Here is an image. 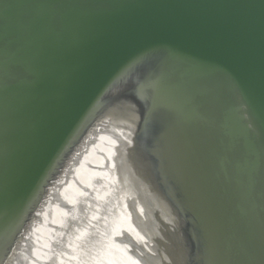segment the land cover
<instances>
[{"label":"water","instance_id":"95a60500","mask_svg":"<svg viewBox=\"0 0 264 264\" xmlns=\"http://www.w3.org/2000/svg\"><path fill=\"white\" fill-rule=\"evenodd\" d=\"M0 264H264V0H0Z\"/></svg>","mask_w":264,"mask_h":264},{"label":"snow or ice","instance_id":"6c2138e0","mask_svg":"<svg viewBox=\"0 0 264 264\" xmlns=\"http://www.w3.org/2000/svg\"><path fill=\"white\" fill-rule=\"evenodd\" d=\"M228 29L232 31V33L240 40L245 41L244 38V31L242 26L235 25V26H227Z\"/></svg>","mask_w":264,"mask_h":264}]
</instances>
